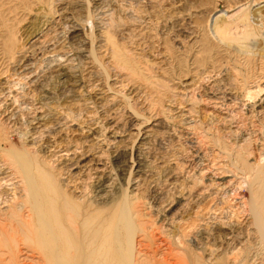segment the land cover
Wrapping results in <instances>:
<instances>
[{
    "label": "rangeland",
    "instance_id": "1",
    "mask_svg": "<svg viewBox=\"0 0 264 264\" xmlns=\"http://www.w3.org/2000/svg\"><path fill=\"white\" fill-rule=\"evenodd\" d=\"M0 136V217L23 156L80 159L68 177L87 200L101 182L130 191L165 240L204 236V260L264 264L256 239L233 250L217 229L252 228L262 197L264 0H0Z\"/></svg>",
    "mask_w": 264,
    "mask_h": 264
},
{
    "label": "bare ground",
    "instance_id": "2",
    "mask_svg": "<svg viewBox=\"0 0 264 264\" xmlns=\"http://www.w3.org/2000/svg\"><path fill=\"white\" fill-rule=\"evenodd\" d=\"M246 23L251 26L252 19H246L244 27L249 26ZM249 31L245 39L251 37L252 32ZM107 40L114 49L110 38ZM120 56L117 51L113 52L114 58ZM18 68L29 71V65L23 62ZM29 95H20L21 104L30 105ZM10 118L13 120L17 116L12 114ZM79 161L73 160L55 169L45 157L38 159L36 155H25L19 160L16 174L20 176L21 186L14 189L16 202L2 210L4 215L0 217V253L2 249L14 253V264L30 261L32 264H214L202 257L208 250V245L204 247L205 242L202 243L204 236L202 239L195 236L198 238L195 245L186 242L189 233L172 235V239L167 241L163 238L165 231L162 233L157 231L158 227L154 230L148 226L149 223L147 225L139 206L129 196L130 191H125L129 189L130 175L124 181L127 188L119 197L106 196L107 185L101 182L93 191V199L87 200L84 186L80 184L83 180L76 182L69 178L71 168H81ZM115 163L119 165L120 161ZM256 175L260 180L262 197L258 208L254 205L250 208L252 228L238 232V228L235 231L229 224L220 222L222 225L218 224L217 229L223 232L222 247L233 246L234 250L235 246H241L248 239H256L264 248V170H257ZM22 252L36 257H16ZM239 258L232 260L233 264H244L249 260L247 256Z\"/></svg>",
    "mask_w": 264,
    "mask_h": 264
}]
</instances>
